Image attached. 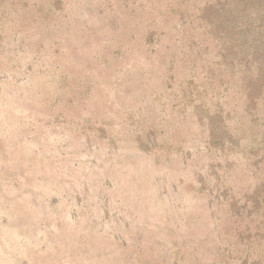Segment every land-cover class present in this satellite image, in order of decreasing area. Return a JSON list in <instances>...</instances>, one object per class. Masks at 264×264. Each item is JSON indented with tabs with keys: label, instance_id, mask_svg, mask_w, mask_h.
<instances>
[{
	"label": "rangeland",
	"instance_id": "1",
	"mask_svg": "<svg viewBox=\"0 0 264 264\" xmlns=\"http://www.w3.org/2000/svg\"><path fill=\"white\" fill-rule=\"evenodd\" d=\"M0 264H264V0H0Z\"/></svg>",
	"mask_w": 264,
	"mask_h": 264
}]
</instances>
